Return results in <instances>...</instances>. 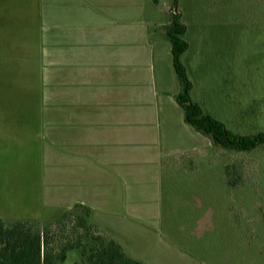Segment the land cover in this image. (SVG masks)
I'll use <instances>...</instances> for the list:
<instances>
[{
	"label": "rangeland",
	"instance_id": "374dc122",
	"mask_svg": "<svg viewBox=\"0 0 264 264\" xmlns=\"http://www.w3.org/2000/svg\"><path fill=\"white\" fill-rule=\"evenodd\" d=\"M155 1L158 6L165 0ZM179 1L178 12L188 23L189 50L182 60L192 99L229 129L264 131L263 3ZM33 4L0 0V219L47 225L61 215L65 202L62 186L51 182V168L42 157L46 142L39 127L35 61L40 11L35 14ZM172 8L169 4L168 11ZM251 106L257 114L247 118ZM184 137L189 136L181 134L180 143ZM180 147L172 154V168L167 157L162 164V220L154 229L161 241L150 245L171 246L172 253L156 250V264H264V148L223 154L198 134ZM233 164L240 181L230 186L223 171ZM131 234L127 242L121 237L124 246L111 238L144 263L141 234L135 229Z\"/></svg>",
	"mask_w": 264,
	"mask_h": 264
},
{
	"label": "crops",
	"instance_id": "0c3cea01",
	"mask_svg": "<svg viewBox=\"0 0 264 264\" xmlns=\"http://www.w3.org/2000/svg\"><path fill=\"white\" fill-rule=\"evenodd\" d=\"M156 2L33 4L40 11L42 157L51 182L62 186V213L75 204L90 207L93 221L122 246L121 237L127 242L139 231L145 264H156L158 249L172 253L171 246L150 245L160 240L163 160L172 168V154L197 134L175 101L180 87L163 36L173 3ZM181 134L189 137L180 143Z\"/></svg>",
	"mask_w": 264,
	"mask_h": 264
},
{
	"label": "trees",
	"instance_id": "16d2710c",
	"mask_svg": "<svg viewBox=\"0 0 264 264\" xmlns=\"http://www.w3.org/2000/svg\"><path fill=\"white\" fill-rule=\"evenodd\" d=\"M178 1L172 0L173 10L168 23L163 26V36L170 44L172 67L180 87L175 101L183 112L185 124L207 139L211 150L215 149L219 153L241 154L264 148V131L242 133L237 129H229L192 99L193 85L182 60L189 50L185 38L188 23L178 12ZM261 2L264 5V0ZM256 108L248 107L245 116L255 117ZM223 172L230 186L240 181L236 164ZM69 260L71 263H68ZM0 264L144 263L128 256L117 241L94 223L92 210L88 206L75 204L47 225L30 220L0 219Z\"/></svg>",
	"mask_w": 264,
	"mask_h": 264
}]
</instances>
